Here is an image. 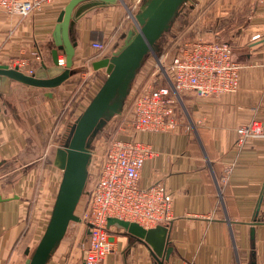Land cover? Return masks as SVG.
I'll use <instances>...</instances> for the list:
<instances>
[{"label":"crops","instance_id":"obj_1","mask_svg":"<svg viewBox=\"0 0 264 264\" xmlns=\"http://www.w3.org/2000/svg\"><path fill=\"white\" fill-rule=\"evenodd\" d=\"M69 1L45 2L27 16L0 8V64L27 74L52 65L55 27ZM147 1L114 0L76 16L70 35L78 72L61 85L1 84L8 90L0 91V264H25L43 235L62 179L60 133L85 110L108 76V58L136 28L127 11L135 15ZM169 31L227 41L243 67L237 91L210 97L183 92L175 108L178 125L135 134L157 152L146 160L140 183L162 181L173 196V218L163 224L172 251L164 263L264 264V140L237 143L239 125L264 120V2L187 0ZM94 41L107 49L98 53ZM59 57L65 58L62 50ZM67 233L46 264H60L74 239ZM111 235L116 250L101 264H158L123 228L111 225Z\"/></svg>","mask_w":264,"mask_h":264},{"label":"built area","instance_id":"obj_2","mask_svg":"<svg viewBox=\"0 0 264 264\" xmlns=\"http://www.w3.org/2000/svg\"><path fill=\"white\" fill-rule=\"evenodd\" d=\"M51 0H0V8L11 15L27 16ZM264 2V0H257ZM132 15V14H131ZM134 21V14L132 15ZM136 26H138L135 21ZM252 35V39L260 37ZM169 48L159 62L166 84L129 91L117 118L112 138L97 154L91 151L92 165L88 198L80 218L89 227L87 241L75 244L61 260V264H101L116 248L111 239L109 217L135 221L145 228L170 222L173 218V196L166 184L156 181L140 183L143 166L157 152L149 143L135 137L139 131H169L179 124L175 108L181 94L190 92L198 97L219 96L235 92L240 86L242 62L233 54L227 41L192 38L180 34L170 40ZM98 53L107 49L103 41H94ZM40 58L41 52H37ZM65 65V58L59 57ZM131 95V97H129ZM129 97V98H128ZM238 145L249 139L264 140V120L252 117L238 126ZM231 168L222 177L225 182ZM191 264V263H186Z\"/></svg>","mask_w":264,"mask_h":264},{"label":"water","instance_id":"obj_3","mask_svg":"<svg viewBox=\"0 0 264 264\" xmlns=\"http://www.w3.org/2000/svg\"><path fill=\"white\" fill-rule=\"evenodd\" d=\"M112 1L114 0H70L60 12L55 27L53 64H41L31 74L21 71L18 67L0 64V91L8 90L2 88L1 84L12 79L31 86L53 88L76 74L78 71L73 67L76 43L70 35L75 18L94 5ZM186 1L148 0L145 7L134 15L138 26L129 31L124 46L108 58L106 80L77 118L69 141L59 149L62 179L55 205L43 235L25 264H46L64 237L70 222L81 221L76 208L89 174L92 157L90 140L108 119L120 112L144 56L148 51H154L155 43L170 28L174 16ZM83 2L85 3L79 7ZM60 50L65 54L64 66L59 63ZM2 199L0 196V200ZM108 224L123 228L135 240L146 244L158 264H165V260L169 259L172 248L168 246V228L165 225L145 228L135 221L117 217H109ZM90 226H87L88 234Z\"/></svg>","mask_w":264,"mask_h":264},{"label":"rangeland","instance_id":"obj_4","mask_svg":"<svg viewBox=\"0 0 264 264\" xmlns=\"http://www.w3.org/2000/svg\"><path fill=\"white\" fill-rule=\"evenodd\" d=\"M130 13H133V12L131 10L130 12L127 11V14L129 15V17L132 18V16H130L131 15ZM173 37H174V34L171 33L169 29L166 30L163 33V35L158 39V41L155 43L154 51H148L146 53L142 61L141 67L138 69L134 79L131 82L132 92L137 91L143 87L158 86V85L167 83V80H165L163 76V72L161 70V65L159 62L161 61L162 55L169 48L168 46L171 43L170 40ZM129 97H131V95ZM77 118H74L73 116L71 119H69L68 124L64 125L65 127H63V130L60 133L59 145L69 141L73 126ZM116 121H117V118L108 119L106 124L102 128H100L97 134L90 140V149L92 152L94 151V153H96V156L98 153H100L103 150L104 146L112 138L114 131L116 129V123H115ZM96 156L94 155L93 163L92 165L89 166V170L91 172H93V169H94V163L96 162V158H97ZM90 171L88 174L87 183H86L84 192L76 208V213L78 216H80V214L83 212L84 206L87 203L88 191L91 186V177H92V174L90 173ZM86 232H87V227L86 225L82 224V221H71L70 222L69 227H68L67 237H70L72 235L74 239L71 240V245L68 251H70L72 246L75 244V247H74L75 251L78 252L77 248L80 242L87 240ZM33 251L34 249L28 254L27 257H30Z\"/></svg>","mask_w":264,"mask_h":264}]
</instances>
